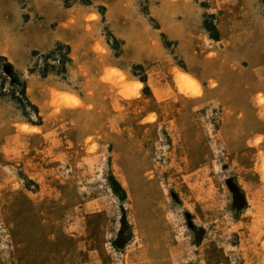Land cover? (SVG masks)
<instances>
[{
	"label": "rangeland",
	"instance_id": "1",
	"mask_svg": "<svg viewBox=\"0 0 264 264\" xmlns=\"http://www.w3.org/2000/svg\"><path fill=\"white\" fill-rule=\"evenodd\" d=\"M0 49V264H264V0H0Z\"/></svg>",
	"mask_w": 264,
	"mask_h": 264
},
{
	"label": "crops",
	"instance_id": "2",
	"mask_svg": "<svg viewBox=\"0 0 264 264\" xmlns=\"http://www.w3.org/2000/svg\"><path fill=\"white\" fill-rule=\"evenodd\" d=\"M27 36H28V32H27ZM42 38H43V40L40 41L39 44L33 45L32 47L33 48H37L36 50L49 51V50H52L53 48H55V45L57 43H61L62 42L60 39H56V38H53V37H49L48 35L47 36H44V37L42 36ZM12 55L14 56L13 53H9L5 49H0V57H2V58H12L14 60V62L17 63V65L19 66L20 71H23V69H24L23 68L24 67V63L19 59V57H17V56L13 57ZM16 72L18 73V71H16ZM30 85L31 84L29 82H27V96H29V93L33 94V92H34V91L31 90ZM0 86H1V81H0ZM33 104H35L36 106H38L34 102H33Z\"/></svg>",
	"mask_w": 264,
	"mask_h": 264
},
{
	"label": "built area",
	"instance_id": "3",
	"mask_svg": "<svg viewBox=\"0 0 264 264\" xmlns=\"http://www.w3.org/2000/svg\"><path fill=\"white\" fill-rule=\"evenodd\" d=\"M65 56H67L66 51L62 48H58L57 51H55V54L52 55V58L60 63L61 60L65 58Z\"/></svg>",
	"mask_w": 264,
	"mask_h": 264
},
{
	"label": "trees",
	"instance_id": "4",
	"mask_svg": "<svg viewBox=\"0 0 264 264\" xmlns=\"http://www.w3.org/2000/svg\"><path fill=\"white\" fill-rule=\"evenodd\" d=\"M1 60H5V58H0V61ZM8 66H9V68L11 69V71H10V74L13 76V78H15V80H16V82L17 83H20V78L18 77V75L15 73V71H14V69H13V67H12V65H10V64H8ZM22 84V86H23V94L25 93V84L24 83H21Z\"/></svg>",
	"mask_w": 264,
	"mask_h": 264
}]
</instances>
